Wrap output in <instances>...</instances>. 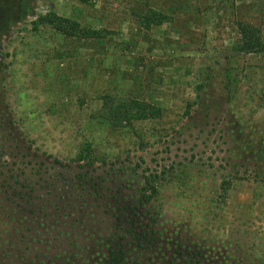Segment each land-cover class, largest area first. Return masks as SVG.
Segmentation results:
<instances>
[{
	"label": "rangeland",
	"instance_id": "rangeland-1",
	"mask_svg": "<svg viewBox=\"0 0 264 264\" xmlns=\"http://www.w3.org/2000/svg\"><path fill=\"white\" fill-rule=\"evenodd\" d=\"M244 23L264 0H0V264H264Z\"/></svg>",
	"mask_w": 264,
	"mask_h": 264
},
{
	"label": "trees",
	"instance_id": "trees-1",
	"mask_svg": "<svg viewBox=\"0 0 264 264\" xmlns=\"http://www.w3.org/2000/svg\"><path fill=\"white\" fill-rule=\"evenodd\" d=\"M40 20L51 24L54 29L63 34H71V32L78 26L73 20L57 16L55 13L42 15L40 16ZM238 31L241 38L240 50L245 51L246 53H264V40L260 36V32L257 28L244 23L239 25ZM94 36H96L95 31H88L83 35V37L86 38Z\"/></svg>",
	"mask_w": 264,
	"mask_h": 264
}]
</instances>
